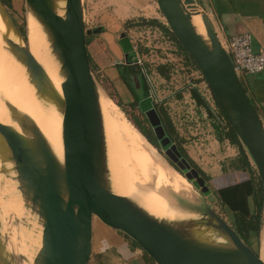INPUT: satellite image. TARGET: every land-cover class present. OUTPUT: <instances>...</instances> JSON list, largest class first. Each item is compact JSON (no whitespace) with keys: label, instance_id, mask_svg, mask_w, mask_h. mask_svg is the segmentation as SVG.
<instances>
[{"label":"water","instance_id":"95a60500","mask_svg":"<svg viewBox=\"0 0 264 264\" xmlns=\"http://www.w3.org/2000/svg\"><path fill=\"white\" fill-rule=\"evenodd\" d=\"M25 3L47 32L63 76L62 98H59L28 49L3 36L5 49L25 68L36 94L49 98L62 111V163L46 152L41 176L31 194H24L28 195L30 211L42 227L41 246L32 264H89L93 254L94 219L129 241L133 247L128 252L138 249L154 264H179L171 262L165 254L173 243L171 245L168 232L161 234V223L150 218L134 201L110 189L100 91L93 75L98 64L90 47L83 0H64L63 16L56 13L55 0H25ZM155 3L164 19L163 24L194 62L246 151L264 198V126L231 57L221 45L215 25L204 11L201 0H191V3L200 16L206 39L192 23L187 0H155ZM0 15L21 37L1 1ZM146 115L156 137L168 141L156 111L148 110ZM168 147L169 158L183 171L186 180L194 183L203 194H210L212 191L204 178L182 157L177 147L172 144ZM36 167L30 161L28 167L19 168V171H29L32 177L37 173ZM210 214L214 220H219L221 228L217 234L225 244L195 239L191 256L182 264H264L235 230L211 210Z\"/></svg>","mask_w":264,"mask_h":264},{"label":"rangeland","instance_id":"374dc122","mask_svg":"<svg viewBox=\"0 0 264 264\" xmlns=\"http://www.w3.org/2000/svg\"><path fill=\"white\" fill-rule=\"evenodd\" d=\"M83 5L85 9V24L86 28L89 30L90 47L92 50H95V47H97L99 52L104 51V55L109 59L105 58V67L103 66L104 63L98 60V65L93 71L99 91L112 101L115 108L118 109V112H122V115H124L131 124L132 119L138 118L139 110L137 106H135L131 93L120 79L116 69L118 65L126 64L124 63V56L120 54V56L116 57L114 53L109 52L106 48V41L103 39V35H101V33H103L102 31L111 29L116 33L114 36L115 40H118L117 38L122 34L123 39L126 38L128 42L130 41L133 56H129L127 59L130 58L129 61L136 63L138 66L142 65L148 74V98L144 103L147 105L146 108L143 109H155L158 111L159 108H162L175 129L174 140L162 141L156 137L153 131V137L151 139L154 144L149 142L150 144L148 143V145H146L142 144L144 142L143 139L136 135L137 133L134 132L124 120L131 137L137 142L139 148L136 149L137 152L131 151L132 149L125 150L122 147L121 150L129 155L131 160L138 162L146 169L149 168V170L154 169L157 171L158 175L153 182H155L158 191L165 194V197L169 199L170 203L188 210L187 205L177 201L178 199L174 195H191L194 200L193 209H195L197 213L204 215L205 208H208L235 230L231 213L220 206L214 192L217 185H220V183L226 185L247 181L250 174L247 171L234 172L226 169L228 161L234 159L238 155V149L231 145L227 139L218 141L213 125L219 124L221 127H224L225 121L220 116L215 106L209 87L204 80H200L201 75L199 71H197L192 63L184 57L180 49L169 36L165 35L158 27L149 24V21L152 20L149 17L146 19L142 17L138 18L135 23L136 25L133 20H126L121 27L122 29L117 28L114 31L112 27H110L112 25L110 21L114 20L115 17L113 14L117 11V8L121 6V0H83ZM5 7L13 23L16 25L21 38L26 40L28 46L30 29L32 33V25L27 21L29 12L25 0H10V5ZM204 11L206 12L205 8ZM161 21L162 23L160 24H163L164 19L162 18ZM23 77H25L26 80L28 79L26 72L21 77L19 76L21 79ZM14 78L16 79V77ZM28 80L27 82H29ZM241 81L244 85V80L242 78ZM132 82L135 93L141 96L140 77H134ZM191 88H196L205 103L209 105L211 116H208V113L203 107H198L191 98ZM1 92L2 89L0 90V100H4L5 97H2L4 95ZM171 144L175 145L177 148L181 146L182 150L193 164L190 166L195 171V168H197L206 176V186L212 191L210 194H203L200 188L194 186V183L186 180L183 171L178 168L177 164L174 163L167 154V150H170L168 145ZM129 164L130 163L126 164L128 168L123 170L125 172L121 173L129 185L135 189L134 180L129 177V172H131L134 167ZM251 165L253 167L252 162ZM110 168L112 170L111 172L108 168L110 179L112 181L115 179L118 180V172L114 167L110 166ZM121 183L123 185L126 184L124 181H121ZM2 187L3 183L0 181V189ZM126 187L129 189L128 185ZM171 197L176 198L174 200L177 201L175 204ZM250 205H252L251 200ZM12 211L14 212V210ZM13 212H11V216L3 215L1 217L2 222L0 220V226L2 227L3 224L4 229H0V247L7 253L11 260V264H22L25 258H28L31 247L29 236L27 237L29 243L25 249L24 258L22 256L24 245L21 238V231L23 229V214L26 210L23 211L19 217H14L15 212ZM144 212L155 217L146 210H144ZM28 218L31 219V214ZM263 230L264 219L262 220L258 237L251 234L248 238L249 244L247 246L257 255H259L260 252V240ZM93 232V254L89 264H154L146 259L142 251L138 249L132 248V252H128L127 250H130V247H133V245L129 241L123 240L119 233L109 231V229L101 225L97 219H94ZM31 236L34 237V234ZM242 241L244 242V240ZM31 249H33L31 252L33 251L32 256L34 258L38 248L33 247ZM125 252L128 253V255ZM2 263L3 257L0 252V264Z\"/></svg>","mask_w":264,"mask_h":264},{"label":"bare ground","instance_id":"6f19581e","mask_svg":"<svg viewBox=\"0 0 264 264\" xmlns=\"http://www.w3.org/2000/svg\"><path fill=\"white\" fill-rule=\"evenodd\" d=\"M186 8L191 14L192 23L197 32L206 39L204 26L200 16L196 14L191 0H187ZM55 10L58 15L63 16L64 0H55ZM28 12L27 21L32 25L28 46L26 40L15 34L9 23L0 15V90L2 89L1 93L4 95L2 97H5L4 100H0V126H2L0 127V181L3 183V187L0 189V220L3 215L11 216L12 210L15 212H13L14 217L21 216L26 210L23 214V229L21 231L24 245L23 257L29 243L27 239L29 236L31 247L28 258L24 257L25 261L22 264H31L33 259V251L31 252L33 249L31 248L39 249L41 246L42 227L37 217L30 211L28 195L31 194L45 168L46 152L54 155L61 163L63 160L62 111L49 98L37 95L33 83L27 82L28 79L19 78L25 74V68L5 49L2 39L3 36H6L18 46L26 47L30 55L44 70L56 94L62 98L63 76L60 75L59 62L52 51L51 41L40 22L30 10ZM99 105L107 166L111 172L110 166L118 172V180L113 181L108 173L110 189L117 195L131 198L148 213L161 218L157 219L146 213L150 218L161 223L163 228L161 234L168 232L172 240L171 245L172 243L173 245L167 247L168 252H165L167 258H171V262L179 264L186 262L191 256L192 241L195 239L209 244H225L223 238L217 234L221 224L219 220H214L211 217L208 208H205V214L201 215L193 209L194 200L191 195L175 194L177 201L187 205L189 212L185 208L170 203L165 194L158 191L155 182H153L158 175L157 171L153 168V170L146 169L143 165L131 160L129 155L121 150L122 147L125 150L132 149L131 151L137 152L136 149L139 148L137 142L131 137L126 122L137 133L136 135L143 139L142 144L148 145L149 141L133 127L122 115V112H118L112 101L102 92H99ZM30 161L35 163L38 169L32 177H30L29 171H19V168L28 167ZM127 163L134 167L129 172L132 177L130 175L129 177L134 180L135 189L129 185L122 174L125 172L123 170L128 168ZM121 181H124L129 189ZM176 198H172L174 204L177 202L174 201ZM30 214L31 219L28 218ZM0 229H4L3 224ZM33 234L34 237L31 236ZM260 241L258 256L264 262V230ZM0 252L3 257L2 264H11L7 253L1 247Z\"/></svg>","mask_w":264,"mask_h":264},{"label":"trees","instance_id":"16d2710c","mask_svg":"<svg viewBox=\"0 0 264 264\" xmlns=\"http://www.w3.org/2000/svg\"><path fill=\"white\" fill-rule=\"evenodd\" d=\"M4 6L10 5V0H0ZM149 24H153L154 26L158 27L165 35L169 36L171 40L175 42L177 47L180 49L182 54L186 59H188L194 68L198 71L197 67L195 66L194 62L191 58L185 53L182 47L177 43L174 39L172 34L166 28L165 25L158 23L155 20H150ZM133 56V55H132ZM130 58L127 60L126 64L118 65L117 72L120 79L123 81L125 86L128 88L129 92L131 93L135 106L138 108V118L132 119L133 127H135L149 142L154 144L153 140V130L150 126L147 116L143 111V104L141 101H147V78L148 74L146 73L145 68L140 65L132 64L129 61ZM140 77L141 81V96H138L134 89H133V78ZM203 81V79H200ZM191 98L194 100L198 107H203L205 111L208 113V116H211V110L208 104L205 103L204 99L200 96L198 90L196 88L190 89ZM212 98L214 100L215 106L219 111L220 116L225 121V126L221 127L218 125H213L215 135L218 141H222L223 139H227L231 145L235 146L238 149V155L234 159H230L227 164V168L230 171H247L250 174V177L247 181L239 182V183H232L217 185L215 189V195L219 201V204L222 208L226 211L230 212L233 218V223L235 225V231L239 235V237L244 240L245 244L248 245L249 235L254 234L255 237H258L262 220H263V208H264V198H263V190L261 183L258 179V176L255 174L251 161L243 149L242 145L238 141L236 135L234 134L233 130L230 128L224 114L222 113L219 105L215 101L213 95ZM147 105V104H145ZM254 108V107H253ZM155 110V109H154ZM255 110V108H254ZM156 111V110H155ZM256 111V110H255ZM161 126L165 132L166 137L171 141L175 139V129L173 125L170 123L168 117L166 116L165 112L162 108H159L156 111ZM257 113V112H256ZM156 145V144H155ZM178 151L181 155L187 160L190 165H193L192 162L189 160L188 156L184 153L181 146H179ZM198 174L201 175L202 178L207 182L206 176L201 173L197 168H195ZM225 171V169H224ZM250 200L252 201V205H250Z\"/></svg>","mask_w":264,"mask_h":264},{"label":"crops","instance_id":"0c3cea01","mask_svg":"<svg viewBox=\"0 0 264 264\" xmlns=\"http://www.w3.org/2000/svg\"><path fill=\"white\" fill-rule=\"evenodd\" d=\"M201 2L221 38L227 39L234 35L249 33L252 38L253 51H264V0H201ZM113 15L115 18L110 21L112 24L110 27L114 31L121 28L124 21L133 20L135 24L136 20L141 17L145 19L149 17L162 23L154 0H121V6ZM102 32L101 35L106 41L107 50L114 53L116 57L120 54L123 55L124 63H126L127 58L133 55L130 41L128 42L126 38L123 39L122 34L119 35L118 40H115L116 33L111 29ZM94 55L97 61L100 60L104 63L105 67V58H108L104 55V51L99 52L95 47ZM242 79L250 102L264 126V71L244 76ZM126 254L128 255V253Z\"/></svg>","mask_w":264,"mask_h":264},{"label":"built area","instance_id":"2783aa9c","mask_svg":"<svg viewBox=\"0 0 264 264\" xmlns=\"http://www.w3.org/2000/svg\"><path fill=\"white\" fill-rule=\"evenodd\" d=\"M219 40L223 49L231 57L240 78L264 71V51H253L249 33L234 35L227 39L219 36Z\"/></svg>","mask_w":264,"mask_h":264},{"label":"flooded vegetation","instance_id":"af4514ba","mask_svg":"<svg viewBox=\"0 0 264 264\" xmlns=\"http://www.w3.org/2000/svg\"><path fill=\"white\" fill-rule=\"evenodd\" d=\"M132 64H136V63H132ZM141 102H143V101H141ZM146 101L144 100V102H143V108L145 109L146 108V105L144 104ZM142 104V103H141ZM142 108V109H143ZM143 109V111H144V113H145V115H146V113H147V111H148V109L147 110H144ZM147 116V115H146ZM149 121V120H148ZM153 130V129H152Z\"/></svg>","mask_w":264,"mask_h":264}]
</instances>
